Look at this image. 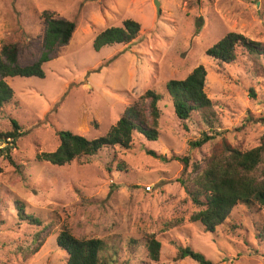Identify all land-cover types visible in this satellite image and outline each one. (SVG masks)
<instances>
[{
  "label": "rangeland",
  "instance_id": "374dc122",
  "mask_svg": "<svg viewBox=\"0 0 264 264\" xmlns=\"http://www.w3.org/2000/svg\"><path fill=\"white\" fill-rule=\"evenodd\" d=\"M159 2L158 13L155 0H0V50L4 43H16L20 66L37 62L45 49L44 12L76 23L69 42L57 44L42 64L45 77L6 78L13 97L0 108V131L11 130L15 119L23 135L15 146L0 138V264H65L66 252L57 244L58 228L65 224L80 236L116 239L118 246H126L130 238L139 240L130 264H198L190 257L176 259L179 242L215 264H264V256L251 248L257 245L255 221L264 223V210L252 213L239 203L218 237L212 235L192 221L198 209L176 181L182 163L172 159L187 156L193 162L221 135L247 148L259 145L264 57L256 68L242 48L233 62L220 63L208 49L230 31L264 44V0ZM126 19L141 25L132 42L94 48L100 31L122 26ZM0 58L6 60L1 53ZM199 65L207 70L205 91L215 102L214 129L220 132L201 147L194 142L210 126L197 116L199 124L190 119L185 128L166 89L168 81L185 79ZM148 89L164 96L156 141L135 132L130 148L108 146L99 155L62 166L36 157L57 148L60 130L89 139L105 135L130 106L143 107L142 94ZM6 146L10 150L4 153ZM15 199L41 215L43 224L20 220ZM150 234L162 241L158 260H151L142 244Z\"/></svg>",
  "mask_w": 264,
  "mask_h": 264
},
{
  "label": "trees",
  "instance_id": "16d2710c",
  "mask_svg": "<svg viewBox=\"0 0 264 264\" xmlns=\"http://www.w3.org/2000/svg\"><path fill=\"white\" fill-rule=\"evenodd\" d=\"M44 16L47 22L43 38L45 49L37 62L29 66H20L17 60L16 43L7 42L1 47L0 53L6 60L0 58V108L8 104L13 97V90L6 82L7 77H45L42 64L49 59L50 52L57 44L65 45L72 38L76 29V23L73 20L52 18L46 12ZM140 29L139 22L126 19L122 26H111L100 31L94 40V48L101 50L106 45L130 43ZM242 48L248 52L256 68L262 66L264 44L236 31H230L219 39L208 49V55L220 63H231ZM262 69L264 72V66ZM206 75V68L199 65L185 79H172L166 84L169 94L167 96L170 97L175 114L183 121L185 128L189 127L186 121L190 119H195L199 124L197 116H202L203 121L210 126L207 130H201L200 139L194 142L198 147L214 139L215 134H220L214 129L218 117L215 102L205 91ZM250 92L255 96L252 88ZM163 97L159 91L148 89L142 94V99L146 101L143 107L142 104L137 103L130 106L116 125L103 136L89 139L70 130H60L57 132L59 140L57 148L52 151H42L36 157L62 166L82 157L99 155L103 148L108 146L130 148L135 132L150 141H156L160 134L159 101ZM21 129L19 122L12 119L11 130H1L0 138L15 146V141L23 135ZM9 150V146H6L2 151L5 153ZM147 153L158 159H165L155 150H147ZM7 159L15 167L18 166L11 154L7 155ZM172 159L182 163L183 169L176 181L198 209L192 214V221L201 222L212 235L217 236L221 233V225L239 203L245 204L252 213H260L264 210V134L260 138L259 145L252 148L245 147L243 142L236 138L230 139L221 135L219 140L211 143L208 150L193 162L187 156H173ZM118 169L124 168L118 167ZM14 203L20 220L37 226L43 224L41 215L29 211L24 201L15 199ZM233 229L235 228L232 226L230 233ZM41 234V231L38 232L35 240L39 241ZM253 237L256 238L257 245L251 246L252 251L264 256V223L262 221H255ZM116 241L115 239L109 242V239L104 237L77 235L66 224L58 228L57 244L66 252L65 264H130L136 257L135 250L139 240L130 238L126 246H118ZM161 242L155 234L145 237V242L142 244L146 246L151 260L160 258ZM42 243L39 242L36 249ZM132 244L134 248L129 246ZM124 247H128V253L125 255ZM186 257H190L198 264H215L203 252L189 244L179 242L176 259Z\"/></svg>",
  "mask_w": 264,
  "mask_h": 264
},
{
  "label": "water",
  "instance_id": "95a60500",
  "mask_svg": "<svg viewBox=\"0 0 264 264\" xmlns=\"http://www.w3.org/2000/svg\"><path fill=\"white\" fill-rule=\"evenodd\" d=\"M155 4H156V6H158V13H159L160 12V7H159L160 2H159V0H155Z\"/></svg>",
  "mask_w": 264,
  "mask_h": 264
}]
</instances>
